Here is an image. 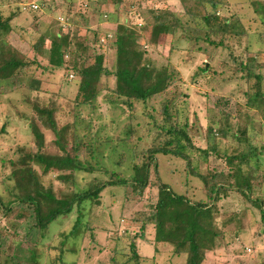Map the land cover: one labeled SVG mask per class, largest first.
Here are the masks:
<instances>
[{
  "label": "rangeland",
  "instance_id": "374dc122",
  "mask_svg": "<svg viewBox=\"0 0 264 264\" xmlns=\"http://www.w3.org/2000/svg\"><path fill=\"white\" fill-rule=\"evenodd\" d=\"M20 1L10 2L0 8L4 16L19 11L12 23V30L6 37L15 48L29 57L37 56L40 66H32L30 73L18 78L17 85L21 86L18 89L2 88L4 92L0 95V128L4 124L5 130L0 132V161L11 158L17 146L27 145L35 149L33 138L30 135L28 137V122L25 117H19L17 111L30 117L33 111L26 102V97L35 100L37 96L40 103L53 105L59 127L69 124L74 115L77 116L75 133L84 143L79 153L83 160L87 159L91 165L100 161L104 170H113L124 178L131 177L135 158L137 161L143 158L141 152L155 144L159 138L157 132L150 127L152 118L145 113L149 111L155 118L153 122H160L162 117L158 110L161 100L153 99L148 108L136 104V110L130 113L125 105L109 103L108 94L115 81L108 77L100 84L103 88L107 83L106 89L102 90L93 103L77 105V89L73 83L76 75L68 69L48 67L47 41L43 54L36 55L33 48V44L42 35L50 38L56 32L63 35L68 33L82 42L85 37L91 40L93 33L97 32L99 42L93 44L97 51L104 52L107 68H112L115 24L110 18L111 15L113 18L116 15L114 5L104 0ZM34 2L38 5V11L33 13L27 6ZM219 3L221 6L217 10L218 14L236 26L238 35L227 37L226 47L218 48L198 45L190 50L189 42L181 40L180 35L173 34L171 29L156 40L151 39L150 30L145 25L151 19L149 9L167 6L172 12L181 14L183 3L180 0H124L117 13L120 22L139 30V40L154 63L157 66L171 67L176 83L170 90L175 87L180 93L176 101L181 111L180 117H187L190 125L198 123L203 132L212 119L222 117L235 104H245V93L254 91V75L261 73L264 76V0H219ZM147 41L151 42L150 46L146 44ZM65 59L69 62L70 55H66ZM91 60L88 58L87 62ZM245 63L251 70L247 79L245 71L240 70ZM203 65H207L205 73L199 72ZM31 77L41 81L38 92L30 93L27 88ZM9 90L13 91L8 92ZM254 123L255 127L249 135L251 142L258 148L264 144V112L254 116ZM38 125L44 135V152L59 153L54 144V134L40 123ZM194 140L196 146L205 147L201 138ZM234 142L236 141L223 142V146L230 144L225 145L228 154L234 153ZM88 143L91 144L90 147L85 145ZM92 155L95 159L91 158ZM261 158L264 159V152L261 153ZM158 160L162 180L172 183L179 193H188L195 199L204 198L200 181L191 177L186 180L181 161L171 157H159ZM223 167L224 159L210 157L209 162L202 164L200 170L206 172ZM0 170L4 173V182L0 179V195L7 200L11 197L7 191V188H11L10 181L5 179L8 168ZM104 170L93 173L75 172L73 178L65 182L58 180L55 171H51L42 176V181L46 187L51 185L59 197L63 192H82L88 189L91 182L108 180L110 176ZM258 183L264 187V178H259ZM157 184L158 180L152 173L149 185L143 191L129 186L107 187L102 191L98 205L86 202L78 207L74 204L69 215L59 217L51 223L47 237L41 241L35 233L27 234L30 225L26 223L28 218L18 219L14 212L12 220L8 222L0 214V230H3V238H0V264H15L18 259L11 260V256L20 254L24 256L22 264H31L27 258V248H33L41 255L38 264H50L58 254V250L53 247L59 245V232H68L79 213L86 226L85 233L77 242L78 253L69 256L66 264H112L110 258L114 247L123 262L125 257L121 256H128L131 239L140 237L141 223L136 221V217L139 213H148L154 208ZM257 193L260 195V192ZM16 207L26 210L31 215L29 220H32L30 207L15 204L13 209H17ZM217 208V223L223 236L217 241L218 247L206 254L203 264H264V225L259 222L257 212L248 208L240 195L233 192L222 198ZM15 226L17 229H14ZM143 235L146 241H139L137 249L143 259L141 264H184V253L171 255L165 250L155 251L152 228L144 231ZM52 238L55 241L50 242ZM48 244L50 248L46 247Z\"/></svg>",
  "mask_w": 264,
  "mask_h": 264
},
{
  "label": "trees",
  "instance_id": "16d2710c",
  "mask_svg": "<svg viewBox=\"0 0 264 264\" xmlns=\"http://www.w3.org/2000/svg\"><path fill=\"white\" fill-rule=\"evenodd\" d=\"M14 1L20 0H0V8ZM123 1L104 0L112 3L116 12L114 18L113 15L110 18L115 24L112 68H107L104 52L97 51L94 46L99 42L97 32L93 33L91 40L85 37L82 42L68 33L63 35L56 32L50 38L42 35L33 44V48L36 55L43 54L47 41L48 67L68 69L76 75V81L73 83L77 89V105L93 103L102 90L106 89L107 83L103 88L100 84L104 83L103 79H109L108 77L115 81L108 94L109 103L125 105L130 113L136 110V104L148 108L151 107L153 99H160V122H153L155 118L149 111L145 113L152 118L150 127L159 136L157 142L141 152L143 158L139 161L135 158L132 164L133 175L124 178L113 170H104L100 161L91 165L87 159L80 157L84 143L75 133L76 115L72 122L59 127L52 104H42L37 96L35 100L27 96L26 102L31 106L33 114L28 117L17 111V115L26 118L28 137L30 135L33 138L35 149L27 145L17 146L11 158L0 161V169L8 168L5 179L10 181L11 187L7 188L10 199L4 200L0 195V214L6 217L8 222L12 220L14 212L16 218L29 220L31 215L29 216L26 210L17 207L14 210L13 206L19 204L30 207L32 220H26V223L30 224L27 234L33 232L41 241L47 237L51 223L59 217L69 215L74 204L78 207L86 202L98 205L100 195L107 187L129 186L143 191L148 187L151 174L154 173L158 180L154 208L148 213H139L136 221L141 223L140 237L131 239L128 256H121L125 257L123 262L114 247L110 258L112 264H141L143 259L137 249L139 241H146L143 234L149 228L153 229V246L156 252L165 250L171 255L184 253V264H203L206 254L218 247L217 241L223 236L217 223V204L231 192L240 195L246 206L257 212L259 222L264 225V187L258 183L259 178H264V159L261 158L264 144L257 148L249 135L255 127L254 116L264 112V76L261 73L254 75V91L245 93V104H235L222 117L212 119L204 132L201 131L198 123L190 125L187 117H180L181 111L176 103L180 93L175 87L170 90L176 83L171 67L157 66L143 47L144 44L140 42L139 30L135 26L120 22L117 13ZM180 1L183 3L181 14L172 12L167 6L149 9L151 19H148L145 25L150 30L151 39L156 40L171 29L173 34L180 35L181 40L189 42L192 50L198 45L210 48L226 47L225 39L238 35L236 26L218 14L217 10L221 6L219 0ZM27 9L33 13L38 11V8L35 10L31 6H27ZM17 13L18 10L4 16L0 10V95L4 92L3 87L13 90L21 87L17 85L18 78L30 73L32 66H40L37 56L29 57L15 48L6 37L12 30ZM100 43L101 46L104 45L103 42ZM150 43L147 41L146 44L150 46ZM68 54L69 62L65 59ZM88 58L92 60L87 62ZM240 70L245 71L246 79L251 74L247 63L242 64ZM206 71L207 65H203L199 70L201 73ZM40 82L38 78L31 77L27 85L29 92H38ZM38 123L54 134V144L59 153L44 152V135ZM4 130L3 124L0 132ZM195 138H201L205 147L196 146ZM233 141H236L232 145L234 153L228 154L225 145L230 144L223 146V142ZM85 145L91 146L90 143ZM159 157H171L181 161L186 180L191 177L200 181L204 198L195 199L188 193H179L172 183L162 180ZM210 157L224 159L225 167L202 172L201 165L208 163ZM91 158L95 159V156L92 155ZM101 169L109 174L108 180L91 182L88 189L82 192H63L59 197L51 185L46 187L42 181V176L51 171H55L58 180L65 182L73 178L75 172L93 173ZM3 177L4 173L0 170L1 182H4ZM257 192H260V195ZM78 211L81 212L80 209ZM80 215L79 213L68 232H59V245L53 247L58 250V254L52 258L50 264H58L57 261L66 264L69 256L78 253L77 242L83 237L86 229ZM14 229H17V226ZM0 233V238H3V230H0ZM51 241L55 239L52 238ZM46 247L51 246L48 244ZM26 251L31 264H38L41 255L33 248H27ZM11 257V260L18 259L15 264H22L24 256L21 254Z\"/></svg>",
  "mask_w": 264,
  "mask_h": 264
},
{
  "label": "built area",
  "instance_id": "2783aa9c",
  "mask_svg": "<svg viewBox=\"0 0 264 264\" xmlns=\"http://www.w3.org/2000/svg\"><path fill=\"white\" fill-rule=\"evenodd\" d=\"M33 9H37L38 8V5L34 2L30 5Z\"/></svg>",
  "mask_w": 264,
  "mask_h": 264
}]
</instances>
